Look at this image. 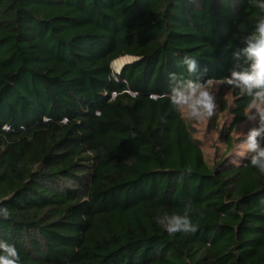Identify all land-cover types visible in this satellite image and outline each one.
<instances>
[{
	"label": "trees",
	"instance_id": "16d2710c",
	"mask_svg": "<svg viewBox=\"0 0 264 264\" xmlns=\"http://www.w3.org/2000/svg\"><path fill=\"white\" fill-rule=\"evenodd\" d=\"M257 13L248 0H0V240L22 264H264V173L228 156L248 98L226 85L213 164L163 98L172 72L227 77ZM165 213L198 230L169 235Z\"/></svg>",
	"mask_w": 264,
	"mask_h": 264
},
{
	"label": "clouds",
	"instance_id": "9594fccd",
	"mask_svg": "<svg viewBox=\"0 0 264 264\" xmlns=\"http://www.w3.org/2000/svg\"><path fill=\"white\" fill-rule=\"evenodd\" d=\"M248 3L258 10L256 22L251 32L236 37L245 46L233 52V58L238 63L232 67L230 74L222 80H193L176 72L169 73L170 93L163 98L170 101L181 117L200 122L216 114L218 105L215 89L220 85H228L238 90L240 96L248 98L244 109L245 118L258 121L256 127L243 134L239 154L248 158L251 166L260 173H264V0H248ZM181 63L189 75L200 71L197 59L192 56L186 54ZM8 215L7 208H0V218L7 219ZM155 222L169 235L194 234L198 230V225L192 222L187 213H165L155 217ZM0 264H22L18 249L5 240H0Z\"/></svg>",
	"mask_w": 264,
	"mask_h": 264
},
{
	"label": "rangeland",
	"instance_id": "374dc122",
	"mask_svg": "<svg viewBox=\"0 0 264 264\" xmlns=\"http://www.w3.org/2000/svg\"><path fill=\"white\" fill-rule=\"evenodd\" d=\"M134 59V57L132 58L128 56L118 58L115 60L112 67L115 71H117L116 69H119L123 63L132 62ZM214 91L216 95V103L218 105L216 110V123L212 124L211 119H205L200 122L192 121L196 128L195 137L201 141V147L203 149L204 156L210 164L215 163L226 152V143L221 138L220 131L225 126V124L230 123L232 120V117L229 116L227 111H222L219 108L222 98L227 99V101L230 102L232 101L230 89L226 85H220ZM257 123L258 121H250L246 119L244 123L238 125L232 132L235 141L228 156H231L236 162L239 161L240 157H243L239 154V145L241 143L243 134H245L248 129L256 127Z\"/></svg>",
	"mask_w": 264,
	"mask_h": 264
},
{
	"label": "built area",
	"instance_id": "2783aa9c",
	"mask_svg": "<svg viewBox=\"0 0 264 264\" xmlns=\"http://www.w3.org/2000/svg\"><path fill=\"white\" fill-rule=\"evenodd\" d=\"M126 91L132 93L130 90H126ZM116 95H117V92H116V91H113V92L111 93V98H114Z\"/></svg>",
	"mask_w": 264,
	"mask_h": 264
},
{
	"label": "water",
	"instance_id": "95a60500",
	"mask_svg": "<svg viewBox=\"0 0 264 264\" xmlns=\"http://www.w3.org/2000/svg\"><path fill=\"white\" fill-rule=\"evenodd\" d=\"M128 63H130V62H128ZM121 70H117V72H120Z\"/></svg>",
	"mask_w": 264,
	"mask_h": 264
},
{
	"label": "crops",
	"instance_id": "0c3cea01",
	"mask_svg": "<svg viewBox=\"0 0 264 264\" xmlns=\"http://www.w3.org/2000/svg\"><path fill=\"white\" fill-rule=\"evenodd\" d=\"M121 70V69H120Z\"/></svg>",
	"mask_w": 264,
	"mask_h": 264
}]
</instances>
